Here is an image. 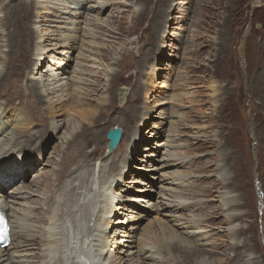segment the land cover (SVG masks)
Segmentation results:
<instances>
[{"label": "rangeland", "instance_id": "obj_1", "mask_svg": "<svg viewBox=\"0 0 264 264\" xmlns=\"http://www.w3.org/2000/svg\"><path fill=\"white\" fill-rule=\"evenodd\" d=\"M30 1L33 0H14L12 5L9 0H0V18L4 16L3 11L6 13V19L0 20V31H4L0 34V70L6 69L11 62L10 58L6 60L8 48L4 27L11 17L18 14L20 19L17 23L20 28L14 33L8 29L17 41L30 40V36L25 37L26 24L30 22L33 27L38 24L41 28L43 43L59 38V33L65 30L56 25H68L62 18L63 13L58 19L54 17V4L40 9L37 17L28 5ZM108 1L113 5L107 12L103 11L101 17L108 29L101 28L98 38L80 37L75 48L67 49L66 53L59 51L48 56L42 73H32V78H28V90L33 98L41 106L52 107L54 114L49 113V126L42 132L40 111L33 118L34 110L25 101L26 105L18 106L29 124H25L26 128H15L12 138L15 133L23 132L18 137L26 136L18 145L26 147V140L31 141L41 131L30 155L42 158L43 164L18 158L23 155L15 157V168L8 172L12 173L11 177H2L4 181L0 175V195L10 201V196L16 195L14 191H18L21 184L33 186L34 191L38 186L49 187L50 193L40 190L33 197L34 203L26 204L32 205L34 215L42 217V208L52 206L58 197L55 189L59 165L65 161L64 172L70 171L81 160L71 159L77 146L68 150V145L62 144L60 137L66 127L57 139L50 130L52 121L72 117L79 121L80 128L85 125L89 129L99 126L100 117L115 105L118 112L112 117L106 115L94 133L103 153L95 151L92 157L96 154L97 159L89 162L83 173L84 181L94 187L95 175L108 146L106 130L121 128L124 132L122 141L111 155L114 157L108 160V164L114 165L111 169H114L115 181L111 184L115 199H118L115 205L118 209L112 219L113 231H117L114 240L118 241L126 232L140 239L167 240L170 230L177 231L171 222L160 216L158 219L155 213L148 217L149 220L140 218L153 211L149 204L160 201V194L167 187L164 181L172 177L170 174L180 173L189 177L188 188L184 189L188 196L200 200L198 206H203L204 200L208 201L205 211L202 209L188 217L199 220L204 227L201 238L191 240L193 244L210 250L211 260L217 264H264V195L260 192L261 188L264 190V0ZM93 4L98 3L94 0L87 7ZM22 8L30 9L27 13L22 12ZM22 15H26L25 18L22 19ZM52 19L62 21L55 23ZM17 34L22 38L18 39ZM27 48L26 44L18 49V53ZM83 55L90 57L87 70L95 86L71 81L80 77L76 71L79 68L77 57ZM58 64L64 66L61 68L67 74L59 73ZM12 68V80H17L20 70L25 73L26 64L12 62ZM47 74L71 78L70 81L63 79L61 83H71L78 88L73 93L75 98L85 97L82 103L70 99L50 106L36 96L35 85L41 81L40 77L53 79ZM33 76L40 79L35 81ZM26 83H23L24 88ZM91 89L93 92L88 95L87 91ZM68 92L69 97H73L70 89ZM2 97L0 103L13 110L15 107L6 104L7 96L2 94ZM57 99L61 97H53V101ZM131 109L132 113L138 114L133 116L129 112ZM18 119L20 124L25 121L21 116ZM135 120L138 123L133 128ZM160 132L167 138L174 137L173 142L177 145L173 148L180 153L178 157L186 160L185 167L169 170L163 167L170 149L166 147L167 140L157 145L161 142L157 140ZM173 142L170 141L171 145ZM93 148L92 143L86 152ZM23 153L27 154L26 149ZM90 156L87 155V159ZM24 164L27 167H23ZM43 169L47 175L42 173L37 177ZM88 194L86 186L77 192L68 189L64 193L62 221L67 217L66 205L68 210L88 205L83 200ZM225 202L231 205L226 212L222 209ZM20 203L25 204L24 201ZM70 221L67 217V232ZM231 226L237 232L236 236L232 234ZM237 242L241 243L238 248Z\"/></svg>", "mask_w": 264, "mask_h": 264}, {"label": "bare ground", "instance_id": "obj_2", "mask_svg": "<svg viewBox=\"0 0 264 264\" xmlns=\"http://www.w3.org/2000/svg\"><path fill=\"white\" fill-rule=\"evenodd\" d=\"M92 1L94 0L30 1L28 5L34 9L33 13L36 14L37 17L40 16V9H45L48 4L55 5L53 12L55 18L58 19L61 13L65 15L62 18L66 20L68 25H56V28L65 30L59 33V38L47 39L45 40L46 43H43L44 36L41 33V28L38 24H35L33 27L30 24L31 22L28 25L26 24V33L28 35L25 33V37L30 36V40L27 38L28 41L26 42V38L24 37V41H17L12 38L14 36H10L8 29H12L14 33L17 28H20L17 26L20 20L17 18L18 14L11 17L12 19L10 18L11 20L9 19L8 22L4 24L7 35L6 47L8 48L6 60L10 58L9 60H11V62L7 64L6 69L3 67L0 70V98H3L2 94L6 95L7 106L15 108L9 110L5 108L6 106L4 103H0V156L2 155V159H0V175L2 180L5 179L2 177H6L7 179L11 177L12 173L10 174L8 172L14 170L15 167H13V165H16L14 164V158L17 156L23 155L18 158L27 162L43 164L42 158L30 155V153L33 152L32 148L34 141L41 137V131L37 136H33L31 141H29V139L26 140V147L18 145L19 141L26 136L18 137L23 132L15 133V136L12 138L15 128L22 129L25 124H29L28 119L22 117L24 115H22L18 105L22 103L26 105V103H29L31 110H34L31 115L33 118L35 114L40 111L44 126L42 132H45V129L49 126V115L51 116L49 113L51 112L54 114V112L52 111V107H47L45 104L41 106L40 102L33 98V95L28 90V85L30 84V79L28 78H32V73H42L44 61L48 56H52L53 53H58L59 51L66 53L67 49L75 48L80 37H87L89 39L98 38L101 28L108 29V26L102 23L101 17L103 11L107 12L113 4L108 0H96L98 3L97 5L93 4L87 7ZM13 2L14 0H9V3L12 5ZM27 8H22V12L27 11L28 13L30 8ZM2 14L6 16L4 11ZM4 16L1 17L3 20L6 19ZM25 16L22 15L21 18L23 19ZM30 18L33 20V15L30 16ZM57 19L52 20L55 21V23L62 21H58ZM36 23H38V21ZM81 24H84V27H81ZM82 30L83 33H81ZM2 32L4 31H0V34H2ZM16 36L18 39L22 38H19L20 34ZM26 44L28 47L27 50L25 49V51L22 49L23 51L18 53V49L21 50ZM8 55H11V57H8ZM77 59V61H79V68L76 69V71L80 76L76 78L77 81L71 78H60L58 75L59 73L67 74V72L61 68L64 66L58 64L57 70L60 72L57 75L53 74L52 77V75L47 74L53 78L51 80L44 75L40 78L44 79L45 77V80L33 76V80H41L35 85V95L46 100L50 106L59 101H69L70 99L81 102L85 97L81 96L75 98V94L73 93L78 88L71 83L70 85L67 82L61 83L63 79H67V81L71 79L72 82H76L83 86H95V82L90 81V73L87 70L88 65L86 63L90 61V57L83 55L82 58L78 56ZM12 62L26 64L25 73L20 70V78L17 80H12ZM29 68L30 71L28 70ZM43 71L49 73L47 70ZM152 73H154V70ZM86 75L88 77H85ZM23 78L25 79L22 80ZM25 81L27 83L24 88L23 83ZM45 81H49V83ZM3 84L4 86L1 89ZM69 89L71 93H73V97H69ZM92 92L93 89L87 91V94L89 95ZM57 95L61 97V99L53 101V97ZM50 96H52V98H49ZM64 98L65 100H63ZM117 112L118 109L113 105L112 108H108L106 115L112 117ZM129 112L133 116L138 114L137 112L132 113V109ZM106 115L104 114L100 117L101 124ZM20 116L21 119H25L23 124H20V119H18ZM14 119H16L15 125L13 123ZM34 120H36V118ZM137 123L138 120H135L133 128L137 126ZM51 125L52 129L50 128V130L57 139H59L58 135L60 131L66 127L64 134L60 137L62 144L66 143V145H68V150L77 146L78 148L71 154V159L81 158V160L75 163L70 171L64 172L67 167L65 161L59 165L60 169L56 170L58 187L55 189L58 197H56L52 206L48 205L47 208H42L40 211H43V213L40 214L42 217L34 215V208L32 205L27 206L26 204H33V197L41 191L50 193L51 189L49 187L38 186L36 187L37 190L34 191L33 186L21 184L18 187V191H14L16 195L10 196L12 199L10 201L0 195V213L3 215L5 222L10 228L11 239L7 247H2L0 245V264H217L211 260L210 253L212 252L210 250L201 249L197 244H193L194 242L191 241L201 238L204 227H202L203 224L200 223L199 220L194 218L189 219L188 217L192 214H198L202 209L205 211L208 208V201L203 199L204 202L202 203L204 205L198 206L197 204L201 201L195 200L194 198L193 200L188 196V192L184 190L188 188V176H183L180 173L170 174L172 177H168V179L164 181L167 187L163 188L159 198L160 201L157 200L155 205L149 204L153 211L146 213L145 216L140 218L143 221H145V219L149 220V216L152 217V213H155L158 219L161 217L162 220L171 222L173 226L176 227L177 231L170 230L169 239H140L135 238L133 236L134 234L131 235L129 232H126L121 239L118 241L114 240L117 231H113L112 219L118 209V207L115 206L118 199H115L113 184H111L115 181L114 169H111L113 163L108 164V160L114 157H111V155L115 151L113 153H108V150H106V154L99 165L98 174L95 175L96 184L94 187H90L89 184L84 181L83 173L85 166L88 165L89 162L97 159L96 154L92 157L95 151L98 154L103 153V149L98 145L94 137V133L98 130L100 125L93 126L89 129L83 125L80 128L79 121L72 117H68L67 120L59 119L57 121H52ZM107 133L108 130H106V135ZM173 138H167L162 132H160V136L157 138V140L161 141L159 143L157 142V145L167 140L166 147L170 149V151L166 153L168 160H165L167 163L163 167L168 170L179 167L183 168L187 165L185 159L177 156V154L180 153L176 152L173 148L177 145L173 142ZM87 140H91V142L87 143ZM170 141L173 142L172 145ZM92 143L94 147L93 150L91 152H86ZM24 149H26L27 154L23 153ZM89 154L91 156L87 159V155ZM23 167L27 166L24 164ZM42 173L43 175H47V172L43 169L41 173L37 174V177ZM62 177H64V179L60 181L59 179ZM201 183L204 184L205 181ZM82 186H86V189L89 191V194L83 199L89 204H83L79 206L78 209L70 208V210L67 209L68 206L66 205L67 217L71 220V226L67 232L66 229L69 227L65 222L67 217L62 221L65 212V208L63 207L65 205L63 199L64 193L67 192L68 189H73L77 192ZM262 190L263 188H261L260 192L263 196L264 190L263 192ZM20 201H24L25 204L20 203ZM230 206L231 205L227 202L222 204L223 211H228ZM206 221L209 222V220ZM230 230L234 236L237 235L233 226H231ZM240 246L241 243L237 242L236 248ZM111 247L114 249H111ZM30 249L37 250L38 252L33 254L34 252L31 253V251H29ZM205 256H208L205 260L198 261V259ZM252 257L253 256H250V258ZM253 263L255 264V262Z\"/></svg>", "mask_w": 264, "mask_h": 264}, {"label": "water", "instance_id": "obj_3", "mask_svg": "<svg viewBox=\"0 0 264 264\" xmlns=\"http://www.w3.org/2000/svg\"><path fill=\"white\" fill-rule=\"evenodd\" d=\"M123 133H124L123 130L119 127H114L108 132L107 134L108 153H113L117 149L119 143L121 142Z\"/></svg>", "mask_w": 264, "mask_h": 264}]
</instances>
